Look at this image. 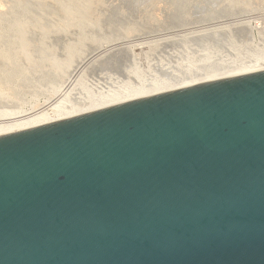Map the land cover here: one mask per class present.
Segmentation results:
<instances>
[{
    "label": "water",
    "instance_id": "water-1",
    "mask_svg": "<svg viewBox=\"0 0 264 264\" xmlns=\"http://www.w3.org/2000/svg\"><path fill=\"white\" fill-rule=\"evenodd\" d=\"M0 264H264V67L0 132Z\"/></svg>",
    "mask_w": 264,
    "mask_h": 264
},
{
    "label": "bare ground",
    "instance_id": "bare-ground-1",
    "mask_svg": "<svg viewBox=\"0 0 264 264\" xmlns=\"http://www.w3.org/2000/svg\"><path fill=\"white\" fill-rule=\"evenodd\" d=\"M22 1L19 0L18 2L21 3ZM30 1L31 3L33 2L34 4L37 3V6L41 5L40 8L43 7L42 6L43 4L47 5L48 3H51L53 7L56 8L55 9L56 11L53 8L54 12H52L51 9L49 10L51 11V14H53L54 16L61 15L60 17L62 19L55 17V19L53 18L54 19L53 20L51 19L52 15L50 14L51 15L50 22L54 23V24L52 23L54 27L50 26L49 23L48 24L49 31L48 28L46 29L47 31H44L45 27L44 26H43L44 28L41 27L42 23L40 21H37V23L39 22L41 23V24L39 23L40 27H38L39 25H37L36 22H34L35 23L34 25L31 24V22L33 21L32 18L35 15L32 14L33 17H31L29 10L30 8L25 7V9L27 8L29 10V11L27 10L29 12V16L27 15L26 18L28 19L29 17V21L31 18V22L29 23L28 20L25 19L23 20L24 16L26 15L25 12L28 13L27 11H23L22 13L25 14L22 18L23 21L21 23L18 22V24L17 23L10 24L13 21L15 22L20 17L21 14L18 13L19 12L21 13L22 9H24L25 3L24 2H23L24 4L22 3L24 6L22 4H19L20 5L19 6L17 2L19 8L18 6H16L18 9L14 10L13 12H15L14 14L16 15L15 16L16 18L18 15L19 16L17 19L16 18L13 19L14 14L13 13L12 15L10 14L11 10L10 8H8L10 6H7L8 4L11 3H7L8 0H0V15L2 16L4 14L5 16L7 12L8 15L6 14V19L7 16L8 17L13 16L9 18L13 20L12 21L10 20L8 26L6 22L7 20L4 21L5 17L4 18L2 17L3 21L0 20V26L3 25L2 22H4V24L6 23L5 25L2 26L5 29L2 28L3 32H0V132H4L36 123L50 121L53 119L75 114L85 109L102 106L113 102L129 99L161 90L188 85V84L212 79L215 77L227 75L237 71L264 67V28H263L264 26L260 28V26H258L259 23L258 24L256 23L257 25L254 24L255 26L252 27V25L251 26L249 25L251 22L250 23L248 22V20L249 21L259 20L260 22V18L261 19L263 18L264 0H261V4H260L261 6L258 5L256 6V4H258L259 2L258 0H236V2L238 1L239 5H237L238 3L234 2L235 0H228L226 2L227 5L224 6V4H221L222 6L217 8L216 12L219 13L220 15L217 14L218 15L217 16L216 13L213 12L214 16L212 14V17L211 14L209 15L210 16L209 18L203 17V19H201L199 16L200 19L198 18L196 20H192L191 18H190L191 20L188 19L189 11L187 12L186 10L187 8L185 9V7H190L187 6L189 5L188 4L189 0L181 1L182 2V4L180 3L181 6H178V8H180L181 11L180 15H178L179 13H176L177 16L180 17L179 18L180 22H178V25L175 26L178 28L180 27L181 29L184 30L188 28H193L192 30L194 31V29H196V31H194L193 33L191 32L192 34H189L190 33L189 31H188L189 32L188 35L184 33L185 35L184 37L185 39L189 37V39L198 41L199 42L198 49L200 50L198 51L197 49V51L196 50L194 51L193 49L187 48V46H185L187 45V43L184 44L186 41L181 36L183 35L184 31L183 32L180 31L182 32V34L179 35L182 37V39L180 40L181 41L184 40V43L181 42L182 43L181 46V44L178 42L179 38L175 36L177 38L176 43L178 42V44H180V46L183 47L184 49L183 50L178 49L177 51L173 50L175 51V53L172 52V55L170 56L171 51H169V49L166 48L168 50L167 52H170L168 53L170 58L174 60V64H172L173 62L171 61H170L171 63L167 62L171 66H169V64L164 65L163 61L160 62L161 55L159 56V53L158 54L156 53L157 55L154 56L152 55L155 54L153 49H155V51H159V49L156 50L153 44H148L149 48L151 45L152 52L151 49L149 50V48L148 51L146 49L145 52L143 49L146 48L145 46H148V45H144L147 42L142 44L143 41L141 40L142 42L139 44L138 41L142 37H146V36H149L150 38L155 36V38H157L156 37L157 34L161 32L159 27H157L155 31H152L154 29H152L151 27L154 20L153 19L154 13L155 14L157 13V12H152L155 7L153 9L151 8L152 11L151 9H148L149 12H147L148 15L150 14L149 16L153 14L152 16L153 20L151 21L152 23L151 22L150 23L148 22L149 24L146 23L148 24L149 27H147L146 25L145 28L142 27V29H139L138 31L137 29L131 27L133 24H130L131 26L130 27L128 26L126 28L124 23L128 25L129 21L127 22L126 20L127 17L124 16L123 14L122 16L123 18L126 17L125 20L127 22L126 23L124 19L121 20L122 22L124 20L123 25L125 26V29L122 30L121 28L122 26L120 23L121 27L119 26L120 28H116L117 29L116 30L117 34L115 33L117 35L116 37L114 36V38H111L105 36L103 37V39H99V38L97 39L94 36L97 32L103 31V29L100 28L101 24L100 26L98 25L99 22L103 20L95 19L96 17L93 18L95 10L96 8H98L97 6L93 5L96 4L95 2H93V0H29V2L25 0L27 4L30 3ZM177 1L179 2V0ZM225 1L226 0H224V2ZM33 3L32 5H34ZM152 3L150 7H152V5L153 6L156 5L157 8L158 4L155 3L152 4ZM6 6L7 8L5 9ZM13 6H15V4ZM166 7L168 6L166 5ZM160 8L161 7H158L157 9ZM205 8L204 11H206ZM157 9L154 10L157 11ZM56 12L58 14L55 15ZM145 13L146 12H144V14ZM131 14H133V12ZM95 16H97V14ZM177 16H175V18ZM137 17L139 18V16H136V18ZM132 19L130 17V21ZM245 19H248L246 21L249 24L246 21L245 22L242 21ZM56 20H58L57 22L60 21L61 22L55 23ZM240 21H242L243 23H241ZM223 23L225 24L227 23V26L224 25ZM174 24L172 26H174ZM228 24H230V26ZM42 25H44V23ZM157 25L158 24H156V26ZM201 25H205L208 28L212 26V28L208 30L206 28L203 30H197L200 28L199 26ZM260 25H262L261 22ZM116 26L117 24L115 25V27ZM110 28H112L110 29V31L114 30L115 32V29H113V27ZM154 28L156 27L154 26ZM108 30L109 27L107 30L106 29L104 30L105 31L104 33H106V31ZM0 31H1V27H0ZM104 33L102 34L103 36ZM29 34H31V36L37 35L39 38H42L43 41L42 43L39 44L37 43L38 45L36 46V48L38 51L36 50L34 51V53L32 52L34 49L32 50V45H30L31 43H28L27 41ZM162 35H160V37H162ZM165 36L166 35L164 34V37ZM30 38H28V40ZM46 38L47 39L56 38L57 40L58 38H62V39L64 38L68 41L67 47L66 45L65 48L62 46L64 48L63 51L61 50L62 52L57 50L58 48L56 49V47L54 48L52 46H51L52 48L50 47L51 49L50 48L48 49L49 47L48 45H47L48 47L44 46L45 45L44 41ZM165 38L162 39L161 43L167 46V44L170 43L172 39L171 40L169 39L168 42L167 41L168 37ZM134 39L137 40L132 41ZM124 42L125 43L129 42V45L131 43L132 46L130 45L131 47L128 48L124 46L125 49L121 48L119 50H116L115 51L116 53H114L113 51L115 49H118ZM133 42H137L138 44L137 43L132 44ZM111 43H113L117 47L119 45V47L118 48L115 47L114 50H111L114 48L113 47L114 45ZM149 43H151V41ZM134 50L141 51L142 53L141 57L140 55L134 53L135 52ZM108 51L112 53H109ZM35 52H37L36 53L37 55H34ZM149 52H151L152 54H150ZM167 52L165 55H167ZM100 53H103L104 57L107 56L108 57L104 59L102 58V55ZM105 53L108 54L106 55ZM92 54L94 55L97 54L98 58L100 57L98 55H101V57L98 60H96L97 57L93 56L94 58H96L94 61L90 57L91 59L90 58L89 59L90 61L91 60L92 61L87 62L88 60L86 61L85 59L91 56ZM155 56H159L158 58L160 61L157 58H155ZM153 57L155 60L157 59L160 63H163L160 64L156 62V64L154 65H155V70L157 69L156 71H159V73L161 74L163 73L165 77L157 76L154 74L155 72L154 73L152 72L154 68L153 63L155 62V60L152 59ZM166 57L168 60H170V58H168V55ZM101 58L104 60L99 61ZM82 63L84 64L86 63V66L88 65L86 68L88 71L86 70L84 71L90 73L94 72L93 74L98 77V79L96 78V80L99 81L100 78V80H103L105 84H107L106 89L104 88L99 90L97 88L94 89L93 87H91L92 88L91 89L88 83L90 81L94 83L95 76L91 74L94 78L93 81L92 79H90L89 81V78L85 76V72L79 78V80L76 79L77 80L76 83L73 82L71 84L70 81L72 77H74L73 74L76 73L75 70L78 67H81L79 65H81ZM143 64H146L145 69H142L141 65ZM158 64L160 65L157 66ZM95 72H98L96 73L97 75L95 74ZM112 73L120 76L121 79L117 77L115 78L114 77L115 75H113ZM68 84L71 85L69 90L65 92L66 94L65 93L62 94V89H66L64 88L66 85H67L66 87H69ZM95 84L98 85L99 83H95ZM99 88L101 87L99 86Z\"/></svg>",
    "mask_w": 264,
    "mask_h": 264
},
{
    "label": "rangeland",
    "instance_id": "rangeland-1",
    "mask_svg": "<svg viewBox=\"0 0 264 264\" xmlns=\"http://www.w3.org/2000/svg\"><path fill=\"white\" fill-rule=\"evenodd\" d=\"M10 1H13V2H10ZM18 1H19V0H18ZM18 1H16V0H15V1H14V0H8L7 3H11V4H8V5L6 4V5H7V6H10V7H8V8H10V10H11V11H10V14H11V15H12V13L14 14L15 12H13V11H14V10H17V9L19 8V6H20L19 4H22V3L24 2L25 4H24V3H23V4H24L25 6L22 4V5L24 6V9H25V7L30 8V9H29V10H30V14H31L30 16L33 17V15H35V16L32 18L33 21L31 22V18H30V21H29V17H28V19L26 18L27 15L29 16V12H28L29 10H28L27 8H26L25 10L21 8V9H22L21 13H20V12L18 13V14H21L19 18H18L19 15L16 13V14L18 15V16H17L18 19L15 17V16H16L15 14L13 15L14 17H13V16H9V17L7 16V19H6V14H7V12H6L5 16H4V14H3L2 16L0 15V20H1V21H3V18H4V17H5L4 21L7 20V21H6V22H7V26L9 25V22H10V20H11V19H9V18L13 17V19L16 18L17 20H16L15 22L13 21V22L10 23V24H15V23L18 24V22L21 23V22L25 19V20H28L29 23L31 22V24H33V25L35 24L34 22H36V24L39 25L38 27H40V24H41V23H42V24L44 23V25L41 24V27L44 26V27H45V28L43 27V28H44V31H47L46 29L48 28V24H49V23H50V26L54 27V26H53L54 23L52 22V23H53V24H52V23L50 22V18H51V17H52L51 19H53V18L55 19V17H56V18H60V19H62V18L60 17L61 15H60V16H59V15H58V16H54L53 14H51V11L54 12V11H53V8H54V7H53V5H52L51 3H48V4L46 3L47 5L43 4V5H42L43 7L40 8L41 5H40V6H39V5L37 6V3L34 4L33 2H32V3H33L34 5H32L31 1H30V3H28L29 5L25 2V0H24V1L21 0V1H22L21 3L18 2ZM26 1L29 2V0H26ZM129 1H130V2H129ZM137 1H138V2H137ZM175 1H177V0H161V1H160V0H157V2H156V0H150V2H149V0H141V1H140V0H133V1H132V0H97V2H96V0H95V1L93 0V2H95L96 4L99 3L98 5L93 4L94 6H97V7H98V8H96V10H95V13H94L93 18L96 17L95 19L103 20V21H100L99 24H98L99 26H100V24H101L102 27L100 26V28H102L103 31H101V32H97V33L95 34V36H94V35H93V36L96 37L97 39H98V38H99V39H103V37H105V36H106V37L114 38V36H115V37L117 36V35H116V34H117V32H116L117 29H116V28H120V27L122 26L121 28H122V30H123V29H125V26H126V28H127L128 26H129V27L131 26L130 24H133L131 27H133V28H135V29H137V30L139 31V29H142V27L145 28L146 25H147V27H149L148 24L154 19L155 21L153 20V24H152V26H151L152 29H154V30H152V29H151V30H152V31H155V30L157 29V27H159V29L161 30V32L158 30L160 33L157 34V36H156L157 38H155V36H154V37H151V38H150L149 36L142 37L141 39L138 40V41H139V44H140L142 41H143L142 44H144L145 42H147V43H145L144 45L153 44V46H155L156 50L159 49V51H155V49H153L154 52H155V54H152V53H151V52H152L151 45H150V48H149V45H148V46H145L146 48L143 49V50L145 51V50L147 49V51H148V48H149V50L151 49V52H149V53L152 54L153 56H154V55H157V54L159 53V56L161 55V58H160L161 61H160L159 58H158L159 56H155V58H157L160 62L163 61L164 65H166V64L168 65V64L171 63V62H173L172 64H174V60H172V58H170V56L172 55V52L175 53V51H173V50H176V51H177L178 49H181V50L184 49L183 47H181V46H182V43H181V42L184 43V40L186 41L184 44L187 43V45H185V46H187V48L193 49L194 51H195V50L197 51V49L199 48V42H198V41H195V40H193V39H189V37H187V39H185V37H184V36H185L184 33H185L186 35H188L189 32H190L189 34H192L194 31H196V29H194V31L192 30L193 28H188V29H185V30H184V29H181L180 27L178 28V27L175 26V25H178V22H180V21H179V18H180V17L177 16L176 13H179L178 15H180V12H181V11H180V8H178V6H181V4H182L181 1H183V0H179V2H178V1L175 2ZM189 1H190V2H189ZM189 1H188V4H189V5H187V6H190V7H185V9L187 8V9H186L187 12L189 11V12H188V14H189V15H188V19L191 18L192 20H196V19L199 18V16H200L201 19H203V17H204V18H205V17H206V18H209V17H210V16H209L210 14H211V17H212V14H213V16H214V13H216V15H217V14L220 15L219 13L216 12V11H217V8L221 7V6H222L221 4H224V6L227 5L226 2H227L228 0H226L225 2H224V0H221V1H220V0H217V1H216V0H211L212 2H211L210 0H208V2H207V0H205V1H204V0H202V1L200 0L201 2H200L199 0H193V1H192V0H189ZM258 1H259V2H258V4H256V6H257V5H258V6H261V5H260V4H261V0H258ZM14 2H16V3H14ZM17 2H18V5H19V6L17 5ZM152 2H154L155 4H158V5H157V8H158V7H161V8H160V9H157V8H156V5H154V6L152 5V7H150V5H151ZM159 2H160V3H159ZM196 2H197V3H196ZM202 2H203V3H202ZM209 2H210V3H209ZM216 2H217V3H216ZM218 2H219V3H218ZM234 2H235V3H238V1L236 2V0H235ZM13 3L15 4V6H13V5H14ZM113 3H114V4H113ZM149 3H150V4H149ZM154 3H152V4H154ZM162 3H163V4H162ZM178 3H179V4H178ZM180 3H181V4H180ZM211 3H212V5H211ZM243 3H244V2H243ZM245 3H248V2H245ZM132 4H133V5H132ZM216 4H217V5H216ZM219 4H220V5H219ZM241 4H242V3H241ZM241 4H240V5H241ZM262 4H263V3H262ZM116 5H117V6H116ZM122 5H123V6H122ZM131 5H132V6H131ZM164 5H165V6H164ZM166 5H167L168 7H166ZM195 5H196V6H195ZM206 5H207V6H206ZM237 5H239V3H238ZM7 6L5 7V9L7 8ZM16 6H18V8H17ZM23 6H22V7H23ZM31 6H32V7H31ZM51 6H52V7H51ZM147 6H149V7H147ZM191 6L194 7V8H192ZM198 6H199V7H198ZM211 6H212V7H211ZM12 7H15V8H12ZM33 7H34V8H33ZM49 7H50V8H49ZM113 7H114V8H113ZM136 7H137V8H136ZM146 7H147V8H146ZM154 7H155V8H154ZM165 7H166V8H165ZM201 7H202V8H201ZM205 7H206V8H205ZM209 7H210L211 9H210ZM39 8H40V9H39ZM142 8H143V9H142ZM151 8H152V9H153V8H154V9H157V11L154 10V9H153V11H152ZM164 8H165V9H164ZM188 8H189V9H188ZM190 8H191V9H190ZM204 8H205L206 11H204ZM213 8H214V9H213ZM36 9H37V10H36ZM38 9H39V11H38ZM50 9H51V11H49ZM55 9H56V8H54V10H55ZM99 9H100V10H99ZM134 9H135V10H134ZM148 9H151L152 12H157V13H156V14L154 13V16H153V14H151V16H149L150 14L148 15V13H147V12H149ZM162 9H163V10H162ZM194 9H195V10H194ZM27 10H28V11H27ZM129 10H130V11H129ZM136 10H137V11H136ZM146 10H147V11H146ZM160 10L163 12V15H162V12H161ZM182 10H183V9H182ZM3 11H4V10H3ZM18 11H20V10H18ZM23 11H27L28 13L25 12V14H26V15H25L24 13H22ZM31 11H32V12H31ZM35 11H36V12H35ZM41 11H42V12H41ZM47 11H48V12H47ZM55 11H56V10H55ZM151 11H150V12H151ZM177 11H178V12H177ZM202 11H203V12H202ZM121 12H122V13H121ZM123 12H124V13H123ZM128 12H129V13H128ZM132 12H133V14H131ZM135 12H136V13H135ZM139 12H140V14H141L142 16L139 14ZM144 12H146V13L144 14ZM160 12H161V13H160ZM193 12H194V13H193ZM213 12H214V13H213ZM8 13H9V12H8ZM46 13H47V14H46ZM125 13H126V14H125ZM127 13H128V14H127ZM134 13H135V14H134ZM10 14H9V15H10ZM32 14H33V15H32ZM50 14H51L52 16H51ZM56 14H58V13L56 12L55 15H56ZM96 14H97V16H95ZM123 14H124V16L127 17V19H126V17L123 18V16H122ZM136 14H137V15H136ZM146 14H147L148 16H147ZM158 14H159V15H158ZM175 14H176V15H175ZM195 14H196V15H195ZM7 15H8V14H7ZM24 15H25V16H24ZM38 15H39V16H38ZM105 15H106V16H105ZM135 15H136V16H139V18H138V17L136 18ZM145 15H146V16H145ZM155 15H156V16H155ZM203 15H204V16H203ZM218 15H217V16H218ZM21 16H22V17H21ZM23 16H24V18H23ZM36 16H37V17H36ZM50 16H51V17H50ZM103 16H104V17H103ZM128 16H129V17H128ZM152 16H153V19H152ZM159 16H160V17H159ZM175 16H177L176 18H177L178 20L175 18ZM2 17H3V18H2ZM38 17H39V18H38ZM110 17H111V18H110ZM120 17H121V18H120ZM130 17H131V19H132V17H133V19H134V17H135L134 21H133V19H132V20H131L132 22H131V21H130ZM156 17H158V18H156ZM193 17H194L195 19H194ZM22 18H23V20H22ZM105 18H106V20H105ZM108 18H109V19H108ZM115 18H116V19H115ZM128 18H129V20H128ZM140 18H141V19H140ZM148 18H149V19H148ZM160 18H161V19H160ZM164 18H165V19H164ZM200 18H199V19H200ZM263 18H264V16H263ZM263 18H262V19L260 18V22H261L262 25H260L259 20H253V21L250 20V21H249L248 19H245V20H242V21L245 22L246 20H248V22H249V23L251 22V23L249 24L247 21H246V22H247L250 26L252 25V27L255 26L254 24H256V23L258 24V23H259L258 26H260V28H261L262 26H264V22H263L264 19H263ZM8 19H9V20H8ZM13 19H12V20H13ZM39 19H40V20H39ZM54 19H53V20H54ZM122 19H124V20L126 19L127 22L129 21V22H128L129 24L126 25V24L124 23V20H123V22L121 21ZM162 19H163V21H162ZM170 19H171V20H170ZM188 19H187V20H188ZM191 19H190V20H191ZM12 20H11V21H12ZM19 20H20V21H19ZM47 20H48V21H47ZM93 20H94V19H93ZM107 20H108V21H107ZM110 20H111V21H110ZM118 20H119V21H118ZM126 20H125V22H126ZM136 20H137V21H136ZM140 20H141V21H140ZM175 20H176V21H175ZM28 21H27V22H28ZM37 21H40L41 23L39 22V23H40V24H39V23H37ZM44 21H45V22H44ZM57 21H58V20H56L55 23H56ZM117 21H118V22H117ZM144 21H145V22H144ZM173 21H175V22H173ZM242 21H240V22L243 23ZM254 21H256V22H254ZM25 22H26V21H25ZM60 22H61V21H60ZM60 22H57V23H60ZM101 22H102V23H101ZM111 22H112V23H111ZM127 22H126V23H127ZM139 22H140V23H139ZM141 22H143V23H141ZM148 22H149V23H148ZM155 22H156V23H155ZM172 22H173V23H172ZM240 22H239V23H240ZM109 23H110V24H109ZM113 23H114V24H113ZM120 23H121V26H120ZM123 23H124L125 26L123 25ZM134 23H135V24H134ZM136 23H137V24H136ZM146 23H148V24H146ZM151 23H152V22H151ZM159 23H160V26H159ZM174 23H177V24H174ZM2 24L5 25L6 23L4 24V22H2ZM112 24H113V25H112ZM116 24H117V26L115 27ZM142 24H143V25H142ZM156 24H158V25L156 26ZM161 24H162V25H161ZM165 24H166V26H165ZM173 24H174V26H172ZM223 24L227 26V23H226V24L223 23ZM245 24H246V23H245ZM248 24H247V25H248ZM257 24H256V25H257ZM3 25L0 26V27H1V31H0V32H3V31H2V28H3L2 26H3ZM153 25H154L156 28H154ZM163 25H164V26H163ZM193 25H194V24H193ZM224 25H222V26H224ZM228 25L230 26V24H228ZM232 25H233V24H232ZM46 26H47V27H46ZM119 26H120V27H119ZM137 26H139V27H137ZM190 26H192V25H190ZM219 26H220V25H219ZM219 26H218V27H219ZM5 27H6V26H5ZM108 27H109V30L106 31V33H104V32H105L104 30H105V29L107 30ZM110 27H113V29H115V32H114V30H111V31H110V29H112V28H110ZM151 27H150V28H151ZM169 27H171V28H169ZM199 27H200V28L197 29V30H203V29H205V28L208 30V29H211V28H212V26H210V28H208V27H206L205 25H201V26H199ZM220 27H221V26H220ZM104 28H105V29H104ZM164 28H165L166 31L164 30ZM173 28H174V29H173ZM263 28H264V27H263ZM3 29H5V28H3ZM41 29H42V28H41ZM52 29H53V28H52ZM162 29H163V30H162ZM169 29H171V30H169ZM177 29H178V30H177ZM190 29H191V30H190ZM48 31H49V28H48ZM50 31H51V28H50ZM112 31H113V32H112ZM140 31H141V30H140ZM142 31H143V30H142ZM158 31H157V32H158ZM173 31H174V32H173ZM180 31H182V32L184 31V32H183V35H181L182 32H180ZM188 31H189V32H188ZM107 32H108V33H107ZM111 32L113 33V36H112V33H111ZM165 32H167V33H165ZM191 32H192V33H191ZM98 33H99V34H98ZM103 33H104V36L102 35ZM109 33H110V34H109ZM115 33H116V34H115ZM163 33L166 35L165 37H168V40H167L168 42H169V39H170V40L172 39V41H170L171 44L168 43V44H170V45H168V44L166 43V44H167V46H166V45H163V44L161 43L162 39L165 38ZM177 33H178V35H177ZM105 34H106V35H105ZM108 34L111 35V36H109ZM159 34H160V35L163 34L162 37H164V38L160 37ZM100 35H101V36H100ZM158 35H159V36H158ZM179 35H181V36L183 37V39H184L183 41L180 40V39H182V37L179 36ZM28 36H29V37H28ZM28 36H26V37H28V38L31 37V38H30L29 40H28V38H27V41H28V43H31L30 45H32V50L34 49L32 52L34 53V51L37 50L36 46H37L39 43H42V42H43V41H42V38H39L37 35H35V36H37V37H35L34 35L31 36V34H29ZM175 36H176L177 38H179V39H178V42L181 44V46H180V44H178V42L176 43L177 38H176ZM32 37H33V38H32ZM53 37H55V36H53ZM180 37H181V38H180ZM143 38H144V39H143ZM152 38H153V39H152ZM174 38H175L176 40H175ZM33 39H34V40H33ZM38 39H39V40H38ZM40 39H41V41H40ZM50 39H51V40H50ZM55 39H56V38H49V39L46 38L45 41H44V43H45L44 46H47V45H48V46H49V47L47 46L48 49H49L51 46L54 47V48L56 47V49L58 48L57 50H59L60 52H62L63 49L65 48V45H66V47H67V43H68V41H67L66 39H64V38H63L64 40H63L62 38H58V40L56 39L57 41H56ZM137 39H138V38H137ZM137 39H134V40H132V41H136ZM165 39H166V38H165ZM173 39H174V40H173ZM47 40H48V41H47ZM59 40H60V41H59ZM141 40H142V41H141ZM146 40H148V41H146ZM179 40H180V41H179ZM32 41H33V43H32ZM38 41H39V42H38ZM51 41H52V42H51ZM138 41H137V42H138ZM150 41H151V43H149ZM158 41H160V42H158ZM164 41H165V40H164ZM173 41H174V42H173ZM187 41H188V42H187ZM137 42H133L132 44H135V43H137ZM165 42H166V41H165ZM195 42H196L197 44H196ZM37 43H38V44H37ZM53 43H54V44H53ZM127 43H128V44H127ZM159 43H160V44H159ZM175 43H176V44H175ZM33 44H34V45H33ZM52 44H53V45H52ZM111 44H113V43H111ZM123 44H125V45H123ZM123 44H122L123 47H122V45H121L120 47H119V45H118L119 48L113 44L114 46H113V45H112V46H113L114 48L111 49V50H114L115 47L118 48V49H115V50L113 51L114 53H116V52H115L116 50H119V49H121V48H122V49H123V48L125 49L124 46H126L127 48L132 46L131 43H130L131 46L129 45V42H126V43L124 42ZM137 44H138V43H137ZM161 44H162V45H161ZM57 45H58V46H57ZM127 45H128V46H127ZM62 46H63L64 48H63ZM112 46H111V47H112ZM173 46H174V47H173ZM193 46H194V47H193ZM52 47H51V48H52ZM51 48H50V49H51ZM60 48H62V49H60ZM127 48H126V49H127ZM152 48H154V47H152ZM166 48L169 49V51H171L170 56H169V54H168V53H170V52H167L168 50H167ZM161 49H162V50H161ZM61 50H62V51H61ZM111 50H110V51H111ZM164 50L167 52L168 58H170V60L167 59V57H166L167 55H165L166 52H165ZM193 50H192V51H193ZM199 50H200V49H198V51H199ZM37 51H38V50H37ZM101 51H102V50H101ZM134 51H135V50H134ZM161 51H163V52H161ZM106 52H107V51H106ZM108 52H109V51H108ZM145 52H146V51H145ZM33 53H32V54H33ZM36 53H37V52H35L34 55H37ZM109 53H112V52H109ZM134 53L140 55V57H141V55H142L141 51H139V50H136ZM134 53H133V54H134ZM156 53H157V54H156ZM163 53H164V54H163ZM174 53H173V54H174ZM94 54H95V53H94ZM94 54H92L91 56L87 57L85 60H86V61L88 60L87 62H89L90 59L92 58V60L94 61L96 58H94L93 56L97 57V54H96V55H94ZM98 54H99V53H98ZM100 54L102 55V58H104V59H106V58L108 57V56H107V57H104V54H103V53H100ZM105 54L107 55L108 53H105ZM143 54H144V53H143ZM101 55H98V56L101 57ZM106 55H105V56H106ZM162 56H164V57H162ZM90 57H91V58H90ZM100 57H99V58H100ZM151 57H152V56H151ZM172 57H174V56H172ZM89 58H90V59H89ZM99 58L97 57L96 60H98ZM102 58H101L99 61L104 60V59H102ZM162 58H163V60H162ZM152 59L155 60L154 57H153ZM157 59H156V60H157ZM92 60H91V61H92ZM156 60H155V62L153 61V62H154L153 65L156 64V62L160 63L158 60H157V61H156ZM164 60H165V61H164ZM91 61H90V62H91ZM170 61H171V62H170ZM87 62H86V63H87ZM167 62H169V63H167ZM86 63H85V64L82 63L81 65H79V66H81V67H78V68L75 70L76 73L73 74L74 77H72V79L70 78V79H71V81H70L71 84H72L73 82L76 83L77 80H79V78L84 74V72H85V76H87V77L89 78V81H90V79H92V81H93V78H94V77H93L92 75H94V74H93L94 72H91V73H90V72H86V71H88L86 68H87V66L89 65V64L87 63L88 65L86 66ZM163 63H160V64H163ZM160 64H158L157 66H159ZM141 66H142V69H145L146 64H143V65H141ZM169 66H171V65L169 64ZM83 68H85V69H83ZM84 70H86V71H84ZM156 70H157V69H156ZM156 70H155V65H154V68H153V71H152V72H153V73L155 72L154 74L157 75V76H160V77H163V76H164V77H165V75H163V73L161 74V73H159V71H156ZM87 73H88V74H87ZM89 73H90V74H89ZM96 73H98V72H95V74H96ZM86 74H87V75H86ZM91 74H92V75H91ZM112 74L115 75V76H114L115 78L117 77V78H120V79H121L120 76H118V75H116V74H114V73H112ZM73 75H72V76H73ZM96 75H97V74H96ZM98 75H99V74H98ZM94 76H95V75H94ZM88 78H87V79H88ZM96 78L98 79V77L95 76V78H94V83L91 82V81L88 83V84L90 85V88L93 87L94 89L97 88V89H99V90H100V89H104V88L106 89V85H107V84H105V82H104L103 80H100V78H99V81L96 80ZM76 79H77V80H76ZM74 80H75V81H74ZM87 81H88V80H87ZM75 83H74V84H75ZM95 83H99V84L96 85ZM68 85H69V87H66V86H67V85H66V86L64 87V88H66V89H62V94H64L65 92H67V91L69 90V88H70L71 85H70V84H68ZM91 85H92V86H91ZM99 86H100L101 88H99ZM104 86H105V87H104ZM102 87H103V88H102ZM67 88H68V89H67ZM91 89H92V88H91ZM65 94H66V93H65Z\"/></svg>",
    "mask_w": 264,
    "mask_h": 264
}]
</instances>
